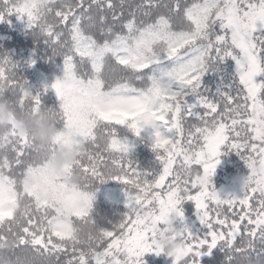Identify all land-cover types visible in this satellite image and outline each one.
Masks as SVG:
<instances>
[{
	"label": "snow or ice",
	"instance_id": "snow-or-ice-1",
	"mask_svg": "<svg viewBox=\"0 0 264 264\" xmlns=\"http://www.w3.org/2000/svg\"><path fill=\"white\" fill-rule=\"evenodd\" d=\"M13 12L63 56L51 85L61 103L42 106L47 86L26 90L7 56L0 93L20 112L46 108L60 125L53 146L83 145L74 165L91 183L63 187L10 118L0 134V248L11 235V264H145V253L161 252L164 219L183 220L182 201L195 203L205 231L173 226V264H200L217 246L226 264L264 258V83L254 79L264 72V0H0V20ZM209 70L220 76L215 92L202 87ZM125 128L151 130L162 164L151 178L128 159ZM222 146L249 169L239 195L221 197L211 182ZM106 179L126 185L128 207L110 230L89 214Z\"/></svg>",
	"mask_w": 264,
	"mask_h": 264
},
{
	"label": "trees",
	"instance_id": "trees-1",
	"mask_svg": "<svg viewBox=\"0 0 264 264\" xmlns=\"http://www.w3.org/2000/svg\"><path fill=\"white\" fill-rule=\"evenodd\" d=\"M5 56L15 65L14 71L22 79L26 90L38 93L47 86V90L40 96L42 106L53 109L59 108L61 101L51 85L56 79L63 78L64 58L61 55H53L51 48L45 44L43 37L38 36L34 28H29L26 19L18 17L15 12L8 14L4 20H0V58ZM31 61L35 62L31 63ZM226 65L228 71H234V62L229 60L226 62ZM219 82V74L213 70H209L203 77L202 87L215 92ZM260 94L264 97V87ZM5 95H9V93L6 92ZM57 127H60V125H57ZM150 131V129H145L139 137L126 128L123 132V135L128 138L130 143V149L127 154L128 159L133 162V166L138 170L148 173L149 178L158 173L162 168L156 151L151 147L152 137ZM2 133L4 132H0V134ZM56 145L53 146L52 144L51 148L46 149L44 154L37 152L40 158L38 162L45 163L49 175L56 177L65 188L89 185L91 181L82 175L79 168L74 165L77 159L86 155L85 148L82 153L78 154L73 164L64 166L61 173L47 163V154H54ZM219 160L221 165L216 167V174L213 175V180L217 181L216 188H221L227 184L230 176H234L236 172H239L242 165L246 166L245 161L241 159L240 155L235 150H229L226 146H222ZM73 169L80 173L81 179L79 183L69 185L62 178V175L71 174ZM248 173V170L244 171L245 176ZM36 187L38 186L32 185V188ZM39 187L41 190H44L42 185ZM221 194H223L222 191ZM28 203V200L21 194V204L27 205ZM127 211L126 185L124 183L114 179H106L104 182L97 181L94 184L92 208L89 213L94 226L99 229L110 230L112 225L118 222ZM4 215V212H0V218H3ZM22 220L23 217L18 214L16 221L9 225L12 229V235L18 230ZM260 246L264 247V244ZM10 248L11 235L8 238V247L0 248V264H8V261L13 259ZM164 253L167 255L166 252ZM204 254V257H199L200 264H226V252L222 251L219 246L213 248L210 253L205 250ZM167 263L173 264V258L168 256Z\"/></svg>",
	"mask_w": 264,
	"mask_h": 264
},
{
	"label": "clouds",
	"instance_id": "clouds-1",
	"mask_svg": "<svg viewBox=\"0 0 264 264\" xmlns=\"http://www.w3.org/2000/svg\"><path fill=\"white\" fill-rule=\"evenodd\" d=\"M10 117L14 118L20 131L26 132L34 145L36 152L44 154L46 149H50L60 129L57 128L56 118L46 109L40 108L36 112H20L17 111L13 102L2 93H0V132L8 129ZM84 146L70 147L64 143H57L55 153L47 154V163L62 173L65 165L73 164L78 154L82 153ZM62 178L69 184H77L80 182V173L75 171L71 174H64ZM245 176L241 177L242 183ZM174 217H166L163 221V228H157V237L154 240L155 247L161 252L174 254L176 242L173 239L172 229L174 226ZM84 243H87L83 239ZM12 259L8 261L11 264ZM246 264H264V258H253Z\"/></svg>",
	"mask_w": 264,
	"mask_h": 264
},
{
	"label": "rangeland",
	"instance_id": "rangeland-1",
	"mask_svg": "<svg viewBox=\"0 0 264 264\" xmlns=\"http://www.w3.org/2000/svg\"><path fill=\"white\" fill-rule=\"evenodd\" d=\"M256 82L258 83H264V72H261L257 74L256 77H254ZM262 88L260 89L259 96L262 100H264V97L260 94L262 91ZM191 99V98H190ZM218 165H221L220 163ZM217 165V167H218ZM199 167V166H197ZM240 168V167H239ZM241 170L239 172H236V174L233 176H230L229 179L227 180V184L223 185L221 188H216L217 181L213 180V176L210 178L213 186L215 189L218 191V193L221 196H228L229 194H236L239 195L241 192V186H242V179L241 177L245 176L244 171L248 170L247 165L244 167L243 165L240 168ZM216 170V169H215ZM239 170V169H238ZM216 174V171L214 172L213 175ZM221 191L223 194H221ZM181 207L183 208L184 211V218L183 220H180L177 218L174 220V227L176 229H181L185 225L188 227L190 231H192L196 235H201L205 229L204 226L200 224L198 218H197V210L195 208V203L193 201H182ZM164 225H162L160 228H163ZM168 256L164 252H160L157 254L156 252H148L145 253L141 259L145 262V264H168ZM204 257L205 254L203 253L201 257Z\"/></svg>",
	"mask_w": 264,
	"mask_h": 264
}]
</instances>
